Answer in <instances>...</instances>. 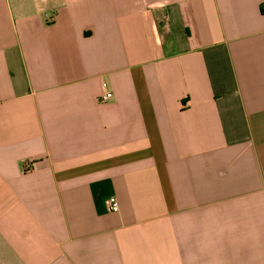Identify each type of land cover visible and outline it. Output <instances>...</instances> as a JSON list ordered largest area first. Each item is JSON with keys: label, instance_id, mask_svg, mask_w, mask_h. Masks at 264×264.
I'll return each mask as SVG.
<instances>
[{"label": "crops", "instance_id": "crops-1", "mask_svg": "<svg viewBox=\"0 0 264 264\" xmlns=\"http://www.w3.org/2000/svg\"><path fill=\"white\" fill-rule=\"evenodd\" d=\"M0 264H264V0H0Z\"/></svg>", "mask_w": 264, "mask_h": 264}, {"label": "built area", "instance_id": "built-area-1", "mask_svg": "<svg viewBox=\"0 0 264 264\" xmlns=\"http://www.w3.org/2000/svg\"><path fill=\"white\" fill-rule=\"evenodd\" d=\"M113 98V94L110 92H105L104 94H102L98 101L102 104L104 103H108L111 99ZM109 209L112 212H118L119 211V203L115 198H112L109 203Z\"/></svg>", "mask_w": 264, "mask_h": 264}]
</instances>
